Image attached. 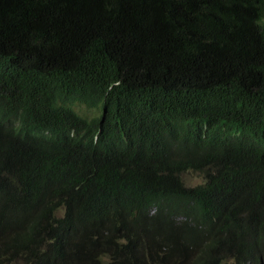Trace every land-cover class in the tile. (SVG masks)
I'll use <instances>...</instances> for the list:
<instances>
[{"label": "trees", "instance_id": "obj_1", "mask_svg": "<svg viewBox=\"0 0 264 264\" xmlns=\"http://www.w3.org/2000/svg\"><path fill=\"white\" fill-rule=\"evenodd\" d=\"M0 264H264V0H0Z\"/></svg>", "mask_w": 264, "mask_h": 264}, {"label": "rangeland", "instance_id": "obj_2", "mask_svg": "<svg viewBox=\"0 0 264 264\" xmlns=\"http://www.w3.org/2000/svg\"><path fill=\"white\" fill-rule=\"evenodd\" d=\"M87 112H89L90 114H93L92 111H87ZM184 179L186 183L189 185H197L203 181V176L202 174L198 172L189 171L184 175Z\"/></svg>", "mask_w": 264, "mask_h": 264}]
</instances>
